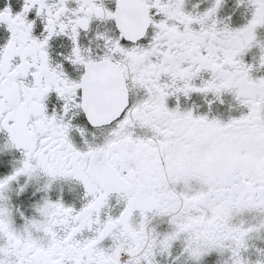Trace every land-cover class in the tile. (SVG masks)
<instances>
[{"label":"snow or ice","instance_id":"6c2138e0","mask_svg":"<svg viewBox=\"0 0 264 264\" xmlns=\"http://www.w3.org/2000/svg\"><path fill=\"white\" fill-rule=\"evenodd\" d=\"M0 7V264H264V0Z\"/></svg>","mask_w":264,"mask_h":264},{"label":"flooded vegetation","instance_id":"af4514ba","mask_svg":"<svg viewBox=\"0 0 264 264\" xmlns=\"http://www.w3.org/2000/svg\"><path fill=\"white\" fill-rule=\"evenodd\" d=\"M5 0H0V7L4 6ZM10 3H12L14 10L18 8V0H9Z\"/></svg>","mask_w":264,"mask_h":264}]
</instances>
